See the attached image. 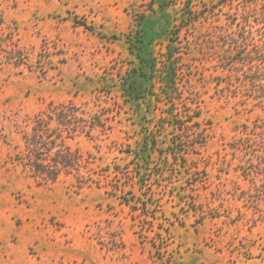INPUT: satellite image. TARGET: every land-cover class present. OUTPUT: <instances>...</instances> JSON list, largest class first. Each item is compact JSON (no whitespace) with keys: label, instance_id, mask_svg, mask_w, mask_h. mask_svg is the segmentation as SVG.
I'll return each mask as SVG.
<instances>
[{"label":"rangeland","instance_id":"rangeland-1","mask_svg":"<svg viewBox=\"0 0 264 264\" xmlns=\"http://www.w3.org/2000/svg\"><path fill=\"white\" fill-rule=\"evenodd\" d=\"M245 1L0 0V264H264V186L240 174L231 146L264 111L242 101L234 75L219 68L222 40L238 34ZM189 9L201 13L173 33ZM137 31L143 46L129 52L126 37ZM172 34L174 105L164 94ZM136 51L153 67L143 64L145 76L132 77L144 99L126 102L118 77L140 65ZM101 85L108 92L94 90ZM69 101L81 130L90 113L107 128L66 138L68 153L49 145L44 163L61 150L80 169L37 184L18 158L21 130L30 133L49 102ZM171 108L197 114L178 131ZM150 133L162 152L141 150ZM187 139L185 159H174L172 141L181 149ZM127 149L149 154L151 186L145 196L132 187L148 199L145 210L114 190L131 182Z\"/></svg>","mask_w":264,"mask_h":264},{"label":"trees","instance_id":"trees-1","mask_svg":"<svg viewBox=\"0 0 264 264\" xmlns=\"http://www.w3.org/2000/svg\"><path fill=\"white\" fill-rule=\"evenodd\" d=\"M243 5L245 7L243 8V13H241L242 20L240 21L238 34L231 35L227 33L222 40L224 43L223 48L219 50V68L225 72L224 76L234 75L237 80L235 92L241 93L242 101H249L253 106L259 107L264 111V0H246ZM200 13L201 10L194 12L189 9V11H186L187 15L182 16L178 23V28L175 27L173 33L182 26H187L195 21L198 18L197 15ZM251 21L261 25L258 29H255L253 25L250 24ZM132 37L133 40L129 36L126 37L128 40V50L129 52H133V49L139 51L143 46L139 32L137 31ZM177 39L178 38L173 34L170 37V45L166 55L167 62L164 66L165 81L170 88L169 93L164 94L166 95L165 98L168 99L167 101L172 105H174L172 93L176 90L177 47L175 44H177ZM135 54L136 57L139 58L140 65L138 67L136 65V67L128 70L125 76L122 75L118 77V87L122 90L121 94L124 96L126 102L144 99L145 95L143 90H141L140 85L132 77L137 75L145 76V72L141 70L143 64H148L151 68L153 67L152 59L148 61L142 58L137 51ZM39 66L41 67L42 65ZM44 70L46 69H42L43 72ZM113 79L114 77H109V80L112 81ZM106 88L108 89V87L101 85L94 90L98 92H108ZM171 110L172 111L169 112V122L172 128L178 131L188 128L191 120H186V118L193 117L194 114H197L196 111H193L191 108L184 111V113L174 111L175 109L173 108H171ZM76 112L77 109L71 101L66 103L49 102L45 109L40 110L34 115V123L31 126L30 133L21 130V138L24 142L25 151L21 153L18 158L20 162H22L24 169H27L29 174L36 179L37 184L53 183L58 180L61 175L76 174L80 169L75 160L68 158L71 154H68L67 158L66 156L63 157L59 155L61 150L56 152L55 156L51 158L50 163H44L40 158L49 150V145L57 144L59 149H64L65 152L68 153L70 148L65 143L66 138L73 139V137L81 133L90 137L96 129L107 128L100 117H97L94 113H90L87 130H81L78 125L80 119L75 116ZM43 115L45 116V121ZM67 118H73V124L66 120ZM53 119L56 120L57 125L50 129L48 120ZM64 121H67L68 125H66ZM254 122L256 123L257 120ZM60 126H62V128ZM254 128L255 130L251 134L249 133L245 137L238 138L231 146L240 153L241 159H239L237 163L240 174L244 178L251 176L252 181L259 180L261 181V185L264 186V121H260V124L255 125ZM256 129L259 131L256 132ZM46 137L50 140L46 141ZM187 140L188 143L184 145V147H181V149H176V143L172 141L169 154L174 159H185L184 154L190 150L189 147L191 146L189 145V139ZM143 143L144 149L141 150L153 149L158 150V153L162 152V149H157V139L153 137L152 133H150V137L145 135ZM126 152L131 156L134 154L132 159V163L134 162V164L130 169L131 177H129L131 182L129 183L128 189L116 186L114 190L115 192H119V197L126 204L132 206V208H139V206H141V209L145 210L147 207L150 208L149 205H147L148 199L136 196L132 191V187L137 186V190L142 196H145L144 192L147 191L148 186H151V169L149 168L148 171V166L145 165V163L147 164L149 162V154H146L145 158H142L137 156V151L127 149ZM132 152L134 153L132 154ZM137 158H141L143 163H137ZM118 173L119 170L116 174Z\"/></svg>","mask_w":264,"mask_h":264}]
</instances>
